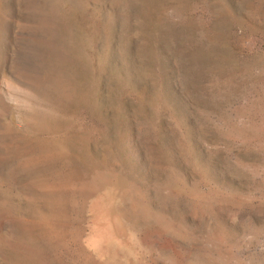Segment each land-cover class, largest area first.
Listing matches in <instances>:
<instances>
[{"label":"rangeland","instance_id":"374dc122","mask_svg":"<svg viewBox=\"0 0 264 264\" xmlns=\"http://www.w3.org/2000/svg\"><path fill=\"white\" fill-rule=\"evenodd\" d=\"M0 264H264V0H0Z\"/></svg>","mask_w":264,"mask_h":264}]
</instances>
